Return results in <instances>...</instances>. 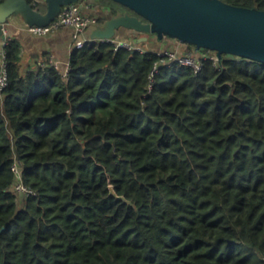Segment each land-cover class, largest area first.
Returning a JSON list of instances; mask_svg holds the SVG:
<instances>
[{
  "label": "trees",
  "instance_id": "1",
  "mask_svg": "<svg viewBox=\"0 0 264 264\" xmlns=\"http://www.w3.org/2000/svg\"><path fill=\"white\" fill-rule=\"evenodd\" d=\"M4 51L0 264H264V62L161 65L149 91L154 49L88 40L65 78Z\"/></svg>",
  "mask_w": 264,
  "mask_h": 264
},
{
  "label": "water",
  "instance_id": "2",
  "mask_svg": "<svg viewBox=\"0 0 264 264\" xmlns=\"http://www.w3.org/2000/svg\"><path fill=\"white\" fill-rule=\"evenodd\" d=\"M79 0H45V10L34 8L29 0L0 2V40L5 25L19 15L27 25L44 26L54 20L63 6ZM128 8L123 14H111L95 27L94 40L116 38L124 30L146 42L175 39L196 49L213 50L218 56L234 55L264 62V10L237 6L223 0H112ZM108 9V8H107ZM112 194L116 195L113 186ZM122 197V196H118Z\"/></svg>",
  "mask_w": 264,
  "mask_h": 264
},
{
  "label": "built area",
  "instance_id": "3",
  "mask_svg": "<svg viewBox=\"0 0 264 264\" xmlns=\"http://www.w3.org/2000/svg\"><path fill=\"white\" fill-rule=\"evenodd\" d=\"M90 4L85 0H81L75 3H71L62 7L60 13L57 17L52 20L49 24L44 26L39 25H28L27 29L29 32L37 35H45L51 32L56 31L61 27H71L73 29L71 35L72 48H82L86 41L94 40L89 36H86L85 33L89 30H93L95 27L99 26L98 18L96 16L87 14L85 12V8H88ZM5 40V39H4ZM101 42H108L113 45V49L115 51L120 49H125L128 51H136L144 53L149 50V48L143 46L141 43H134L128 40H116L115 38L109 39H101ZM179 42V41H178ZM181 43V42H179ZM7 44L5 40L3 42V50H2V62L0 64V97L2 95V91L8 85V73H7V63L5 61V51L4 47ZM184 44V43H182ZM155 54L157 55V60L153 63L152 68L148 74L149 79V91L152 89L154 84L156 83L155 76L159 72V67L161 65L171 66L173 64L183 65L190 67L195 73L199 72L204 66V62H211L216 69H219L220 63L222 59L228 57L227 54H223L222 56H218L217 53L213 50L209 49H196L194 47L193 51L187 52H177L175 49H158L155 50ZM39 66L45 68L49 65L59 66L60 60L54 55L50 54L47 60L37 62ZM69 70V61H67L62 71V76L65 78L67 76ZM12 170L16 175V183L14 185V189L17 192H23L26 195L32 193V190L25 186V184L21 180V174L18 166L16 164L12 165Z\"/></svg>",
  "mask_w": 264,
  "mask_h": 264
},
{
  "label": "crops",
  "instance_id": "4",
  "mask_svg": "<svg viewBox=\"0 0 264 264\" xmlns=\"http://www.w3.org/2000/svg\"><path fill=\"white\" fill-rule=\"evenodd\" d=\"M33 4H42L45 5V0H29ZM86 1V0H85ZM90 4L88 8H85V12L87 14L96 16L97 18L106 17L110 14L108 7L106 5H102L100 0H88L86 1ZM28 25L22 20L19 15H13L8 20L5 25V40L16 39L20 42L22 46V67L23 70L30 69L35 66L37 62L45 61L49 57L50 54H54L59 60V68L62 69L64 64L69 59V54L72 49V41L71 35L73 29L71 27H61L54 32L45 34V35H37L28 31ZM92 30H89L85 33L86 36L91 35ZM139 35L135 34L131 30L121 31L116 40H128L134 43L137 42V38ZM4 39L0 40V64L3 60L2 58V50H3V42ZM161 40H157L155 37L150 36L149 40L145 43L141 44L149 49L156 50L160 49L162 44H160ZM165 44V47L170 45L168 40Z\"/></svg>",
  "mask_w": 264,
  "mask_h": 264
},
{
  "label": "rangeland",
  "instance_id": "5",
  "mask_svg": "<svg viewBox=\"0 0 264 264\" xmlns=\"http://www.w3.org/2000/svg\"><path fill=\"white\" fill-rule=\"evenodd\" d=\"M165 40H168V42H170V45L168 47H165V44L167 41ZM145 43V42H144ZM147 43H145L146 45ZM160 44H162V46L164 47H160V49H163V48H168V49H175L177 50V52L181 53V52H187V51H193L194 50V47H189L188 45L186 44H182V43H179L177 40L175 39H169V38H163L161 41H160ZM159 48H157L156 50H158Z\"/></svg>",
  "mask_w": 264,
  "mask_h": 264
}]
</instances>
